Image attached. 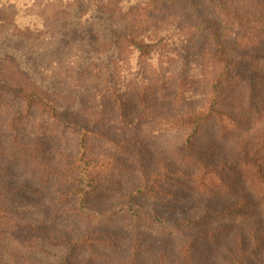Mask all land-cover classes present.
Listing matches in <instances>:
<instances>
[{"label": "trees", "instance_id": "1", "mask_svg": "<svg viewBox=\"0 0 264 264\" xmlns=\"http://www.w3.org/2000/svg\"><path fill=\"white\" fill-rule=\"evenodd\" d=\"M109 94L107 113L134 131L153 116L180 128L161 174L128 167L139 185L117 212L134 233L130 243L110 231L116 238L99 242L104 214L94 203L113 198L95 201L88 188L98 178L89 136L95 122L82 110L95 111ZM229 121L232 133L220 136ZM210 122L223 128L216 139L206 131ZM45 136L70 145L60 148L59 162L43 151ZM0 139V264H211L199 252L203 235L191 234L175 250L147 242L161 218L136 202L147 190L157 201L175 200L163 187L181 171L189 183L220 176L209 194L233 201L212 216L252 222L264 212V0H0ZM127 142L117 144L122 156ZM30 178L96 226L71 237L27 215ZM184 223L163 234L214 224L200 217ZM256 224L261 235H251L250 245L239 238L224 264H264V228ZM228 232L204 236L216 242Z\"/></svg>", "mask_w": 264, "mask_h": 264}, {"label": "rangeland", "instance_id": "2", "mask_svg": "<svg viewBox=\"0 0 264 264\" xmlns=\"http://www.w3.org/2000/svg\"><path fill=\"white\" fill-rule=\"evenodd\" d=\"M86 40L89 43L87 38ZM131 67L134 69L135 63H133ZM109 96H111V94L105 95L104 99L99 97L98 101L100 105L98 104L99 106H95V111L85 113L87 111H85V109L82 110L87 117L91 116V118L94 119L93 122H95V129L89 136L93 142L91 154L95 155L94 161L96 162L95 168H91V171L95 176H98V178L95 180L94 184L88 188H90L95 201L97 198L99 199L102 197L113 198L111 201L103 200L94 203L99 209V214H104L99 220V227H97L99 236L96 238H99V242H102V236L104 239L108 238L107 240H111V238L115 239L116 237L109 236L108 232L110 231L115 233L122 242L129 241L130 243L134 233L131 232V230L127 228L125 222L121 220L123 213L117 212L120 210L124 212L128 208V204H126L122 197L130 192L132 188L139 185L138 180L128 179V167L137 166L139 168V166H142L149 174L155 171H161L159 172V174H161L163 170L168 167V165L166 166L164 164H166L168 158L171 157V150L169 148L175 142L173 133L180 130V128L176 122L164 123L163 121L156 120L153 116V118L150 119L143 118V121H149L148 124L150 125L148 127H138L140 128L139 131H134L132 128L133 126L130 124L123 125L115 119V115H109L107 113L110 110L109 105L112 103V98ZM80 100L81 98H78V101ZM218 125L219 124L215 122H210L206 125V131H209L208 136H210V138L216 139L219 137L217 134L220 133L223 128L220 130ZM224 127L223 134L220 136H227L232 133V128L234 126L233 123L229 121ZM99 130H101L100 136ZM42 139L43 151L45 153H53V159H55V156L57 157V154L59 156V152L61 151L60 148H71L70 145L67 144L66 139H62L60 142L57 138L48 136L42 137ZM135 140L138 141V146L128 145V142H134V144H136ZM3 142L4 141L0 139V143ZM121 142H127V152L123 156L120 150L121 148L117 145ZM124 152L125 151H123V153ZM227 154L230 156V153L227 152ZM55 161L59 162V157H57ZM3 162H6V160H3ZM180 172L181 171H172L171 173L174 175L168 177L166 180L167 184L163 187L169 195L175 197V200L160 198L158 199L159 201H157L151 195L150 191L147 190L144 199L136 202L138 207L140 206L146 211H152L151 213L156 215L159 214L161 218V223H157L153 228L154 233L147 234V242L152 244L154 240L158 239L163 242V249L170 248L171 250H175L180 245L181 240L189 238L191 234L196 236L200 234L203 236L198 241V248L202 258L206 257L208 263L210 262L211 264H224L225 261L231 260L229 251L237 248L239 238L244 237L247 240V244L250 245V240H252L250 237L251 235L255 237L257 234V236L261 235V231L258 232L256 221L264 228L263 211L257 216L258 219L252 222L240 221L238 218L224 219L219 216H212L211 212L214 210H226L227 206L233 201L225 199L218 200L209 194L217 190L221 182L220 176L209 177L205 179L203 184H201L200 179L196 177L193 179V182L189 183L186 181L188 180L187 178L179 174ZM237 176L238 175L235 176L234 174L230 176V179L238 182L239 179H236ZM153 179L154 177H152V180ZM30 180L31 182L29 181L28 183V190L23 191L25 197L23 210L27 215L45 220V222H48L54 229L64 234H69L71 237L80 236L91 226H96L95 222L93 224H88L85 218L74 213L71 209L74 208V205L70 203L64 204L63 201L59 199L56 190L49 189L51 186L46 187L39 183L37 179L30 178ZM15 181L18 186L23 180L16 179ZM178 184L181 188H178ZM155 192H157V190H155ZM199 217L200 219L210 218L214 224L184 235L168 236L163 234L162 230H170V223L176 224L177 228H183L185 226L184 221H190ZM223 228H229L230 232L223 234L222 239L219 241L213 242L210 237L204 236L208 232ZM253 232H255V235ZM104 233H106V235H104Z\"/></svg>", "mask_w": 264, "mask_h": 264}]
</instances>
